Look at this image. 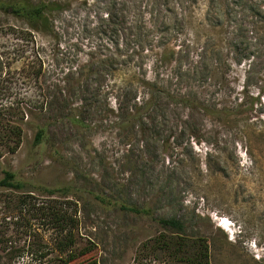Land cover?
Segmentation results:
<instances>
[{"label": "rangeland", "instance_id": "rangeland-1", "mask_svg": "<svg viewBox=\"0 0 264 264\" xmlns=\"http://www.w3.org/2000/svg\"><path fill=\"white\" fill-rule=\"evenodd\" d=\"M41 1L50 0H32ZM59 1L63 11L53 14L47 33L0 10V180L11 171L25 183L0 187V238L24 243L16 207L31 194L39 203H73L78 249L91 250L79 262L186 264L172 255L175 248L156 242L163 232L156 218L174 217L186 244L207 243L210 264H264L262 24L225 5L198 4L182 20L165 0L156 10L142 8L146 0H117L126 23L110 30L100 25L114 0ZM162 39L167 45L160 47ZM154 77L167 90L160 105L141 118L109 116L107 108L119 106L111 92L131 105L143 102ZM87 85L108 98L86 96ZM43 100L58 113H40ZM69 106L87 113L86 129L60 115ZM38 127L47 128L43 140ZM95 194L151 214L107 207ZM38 226L39 244L49 243L53 230ZM5 256L0 250V264H39ZM43 262L58 264L53 257Z\"/></svg>", "mask_w": 264, "mask_h": 264}, {"label": "trees", "instance_id": "trees-1", "mask_svg": "<svg viewBox=\"0 0 264 264\" xmlns=\"http://www.w3.org/2000/svg\"><path fill=\"white\" fill-rule=\"evenodd\" d=\"M165 2L166 4H164V0H146L145 4L141 7L144 9L150 7L151 10H156L157 8H162L164 4L166 5L167 11L171 13L180 11L182 13L181 19L184 20L193 9L199 6L198 4L205 3L222 7L225 5V10H231L236 14V17H246L250 23L256 25L255 27L259 24H262L264 27V0H165ZM113 3V11H108L105 14L106 16L103 18L104 23L100 25L101 28L105 27L112 30V26L116 29L119 25L121 26L126 23L127 16L125 8L119 7L117 0H114ZM141 7L138 8L140 13H142ZM0 10L26 20L31 30L47 33L51 30V17L54 13H61L63 8L59 0L41 1L38 3L32 2V0H0ZM176 17L178 18V16ZM105 30L108 31V29ZM162 41L160 47L166 46L167 42L164 39H162ZM173 54L174 52H172V55ZM168 59L171 60L172 57L168 56ZM43 65L42 63L40 64L36 77H39L40 73L43 72ZM148 84L153 87V94L150 97L146 96V100L143 102L136 98L133 105L130 104V99H127V102H125L124 99L119 96L120 94L121 96L123 95L118 92L119 90L111 92L112 96L116 95L119 106L118 108L108 107L107 110L110 112L109 116L114 115L115 112L118 111L120 112L118 113L119 115H116L118 118H120V114L128 119L141 118L142 111L145 108L151 109L152 107L160 105L163 98H167V90L164 88L163 83L156 77H154L153 81L148 82ZM83 92L92 99H100L99 101L107 99L109 94L108 91L103 92L98 87L92 89L89 85H87L86 90ZM168 97L173 96L168 93ZM181 99L186 102L189 101L185 96L181 97ZM44 100L40 107H36L40 109V113L52 115V107L49 109L46 108ZM67 110L68 113L60 115H63L73 127L79 130L81 129L80 127L87 128V126L83 127L86 121V112H84V115L79 107L75 106L74 108L69 106ZM91 111V114H95L94 108ZM57 113L58 111L53 115ZM106 123L108 125H113V121L110 120ZM90 128H92V126ZM37 129V140H43L44 134H47V128L38 127ZM14 134H18L16 145H19L23 131L21 128H18L17 131H14ZM0 187L10 190H20L25 188V183L19 180L15 173L5 171L4 177L0 180ZM43 192L53 194L58 191L45 188ZM94 196L99 203L107 207H117L122 211H129L136 214H151L150 209L139 208L137 205L125 199L121 200L109 194H95ZM18 198L16 215H18L17 221L19 220L21 222L18 224L17 234L20 233L22 238L25 237V241L21 245L19 244L20 239H14V237L0 238V250L5 253L9 259L30 257L39 264H43L46 257H51V259L53 257L58 264H72L73 262L78 264H98L96 260L91 259L78 261L81 255L91 250L80 254L75 233L77 222L75 210H70L73 204L70 200L57 204L56 201L51 199L39 203L36 199L34 200L31 194H25ZM156 220L163 229V232L156 238L157 244L165 245V250L175 248L176 252L172 255L176 256L180 253L179 261L186 264H210L207 243H196V241L190 245L186 244L182 236L184 228L180 220L174 217H158ZM41 224L47 225L48 229H52L54 232L52 240L42 245L39 244L37 239V236L38 238L41 236V240L44 237L37 232V228H39L38 225ZM168 234H171V236L167 237Z\"/></svg>", "mask_w": 264, "mask_h": 264}]
</instances>
